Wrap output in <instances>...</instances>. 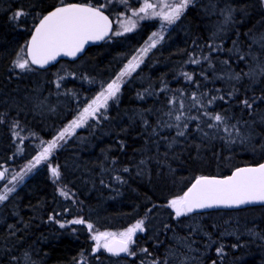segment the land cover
Listing matches in <instances>:
<instances>
[{"label": "trees", "instance_id": "16d2710c", "mask_svg": "<svg viewBox=\"0 0 264 264\" xmlns=\"http://www.w3.org/2000/svg\"><path fill=\"white\" fill-rule=\"evenodd\" d=\"M61 1L83 0H0L1 167L34 157L65 120L43 116L23 96H35L36 83L27 76L57 65L45 71L14 65L28 58L33 25ZM17 10L27 15L13 19ZM102 47L87 48L82 58L101 57ZM260 67L264 0H194L121 86L106 114L78 129L51 157L59 178L42 167L2 202L0 264H264V206L182 217L168 206L196 177L224 176L264 160ZM252 71L254 76L246 75ZM236 75L240 79L231 78ZM78 82L62 80L61 89ZM212 97L217 99L207 104ZM205 112L226 120L215 122ZM76 219L86 223H69ZM141 219L145 231L137 232L131 247L136 255L94 251L93 232H120Z\"/></svg>", "mask_w": 264, "mask_h": 264}, {"label": "snow or ice", "instance_id": "6c2138e0", "mask_svg": "<svg viewBox=\"0 0 264 264\" xmlns=\"http://www.w3.org/2000/svg\"><path fill=\"white\" fill-rule=\"evenodd\" d=\"M123 3H127V0H121ZM194 3V0H159L158 3L152 2V0H142V6L136 10H132L131 16L137 17L139 20L159 18L163 23L162 29L165 25L174 24L183 13L188 9L190 5ZM104 6L92 7L82 4H69L61 7H56L53 11L43 16L39 20L38 25L35 27L34 34L31 37V41L28 46V57H19L14 65L19 69L31 70V65L44 66L50 61L56 60L61 54L68 56H76L81 52L86 43L93 40H102L111 31L112 22L109 20L102 10ZM27 15L23 10H17L13 14V19H19L22 16ZM229 17H226V21ZM137 26V20L129 17L123 22V31L131 32ZM122 33L117 32L116 35ZM154 38L151 39V43L148 44L142 53L146 54L151 48L156 47L157 43L163 39L161 33H153ZM23 50V49H22ZM243 55L241 59H243ZM205 60L208 57H204ZM134 62H129L128 65L119 73L116 79L102 88V91L89 103L78 115V117L72 120L57 137L53 138L47 143L43 151L36 156L35 162H30L27 171H31L33 167L39 164L42 160H47L54 149L59 147V141L65 140L67 136H70L76 128L82 127L90 118H99L97 113L102 108L106 109L108 101L117 96L120 92L121 81L124 76L130 75L142 60L133 58ZM192 63H200L198 59L192 60ZM227 63V61H224ZM211 67V63L209 64ZM259 72L264 74V67L259 68ZM255 71L246 73V75L254 76ZM185 78L192 80V75L185 73ZM240 79L239 75L234 77ZM59 86V84L57 85ZM231 95V94H230ZM192 99L196 103H200L195 94ZM217 97H212L206 101L207 104H212ZM223 99V97H220ZM255 101V98H253ZM170 104L176 103L175 98L170 99ZM242 103L249 109L252 108V104L248 100H243ZM203 108L204 104H200ZM184 107L183 102H180V108ZM171 115V113H169ZM205 116H209L213 121L223 123L226 117L220 113L205 112ZM197 119V118H192ZM176 121L181 120V115L175 117ZM170 124H165L164 127H171ZM218 124H209V128H215ZM176 127H180L179 124ZM187 125H185V128ZM228 131L227 127L224 129ZM237 132L239 130L237 129ZM183 136L184 131L177 133ZM127 171V169H125ZM52 174L56 178H59V171L57 168L52 169ZM4 173L0 172V180L4 179ZM22 179V176L20 177ZM13 180L16 176L12 177ZM14 191L13 188H7L4 194H0V201L7 199V193ZM61 194L67 196L68 194L61 189ZM254 202H264V164H260L258 167L238 168L235 172L224 179H217L215 177L200 176L195 180L190 188L183 195L177 196L168 202V206L175 210L176 217H182L187 214L193 213L198 209H207L212 207H239L241 205H247ZM151 211V209H149ZM74 224H85L84 219H76L69 221ZM144 220H138L133 225L129 226L122 232H93L91 239L95 241L94 251H98L101 248L107 250L113 256L119 257L122 253L128 255H136L131 251V245L135 243L134 237L137 232L145 231ZM64 225L62 224L61 227ZM88 230H93L92 224H87ZM223 246L217 249V252H222ZM141 251H147L142 249ZM27 256V254H26ZM29 264H31L29 259ZM152 264H161L160 261L154 260ZM164 264H167L165 261Z\"/></svg>", "mask_w": 264, "mask_h": 264}, {"label": "rangeland", "instance_id": "374dc122", "mask_svg": "<svg viewBox=\"0 0 264 264\" xmlns=\"http://www.w3.org/2000/svg\"><path fill=\"white\" fill-rule=\"evenodd\" d=\"M102 1L103 5L109 10H112L113 8H119L115 3L113 6V1L111 0ZM152 2L158 3L159 0H152ZM60 3H62V1ZM140 6H142L141 2L136 8L125 7L120 11L117 10L118 14L115 15V28L112 34L113 37L110 38V40L104 42L102 47L104 52L101 57H97L98 61L95 60L97 58L92 61L86 58H81L78 62L73 63L71 68L70 63L62 61L58 63L57 68H55L53 71H46L44 73L35 72L32 75L30 74V76H27V79L31 83H36V91L33 93L35 95H33L34 97L29 96L31 94L28 95V93H24L23 95L27 99L28 103H35V109H37V111H39L45 117H65V120L60 128H57L54 134L49 137V139L43 143L41 141V145L44 146H41L38 152L35 153L34 157L10 167H3L6 170V177L5 181L0 184V194H4L7 188L14 187V191L7 193L8 198L40 168L47 166L53 169L54 166H51L50 163L51 157H53L55 153L67 143V141L78 131V129H82L86 123L92 120L102 118V116L106 114L108 108L111 106L110 104L117 98V96L108 101V106L106 109L102 108L100 112L97 113V117L99 118L88 119V121L82 127L76 128L70 136L65 138V140L59 141V147L53 150L47 160H42L39 164L33 167L31 171H27L29 163L35 162L34 158L43 151L44 147L47 146V143L53 140V138L57 137L72 120L76 119L79 113L102 91V88L106 87L108 83L116 79L119 73L125 68L126 65L129 64V62H134V57L137 60H142L143 63L150 51L155 48H151L146 54L142 53V49L151 43L150 38H154L152 36L153 33H161L164 39L166 33L176 23L175 22L171 25H165L162 29L161 25L163 22L159 18L139 20L137 17H132V10H136ZM129 17L137 20V26L131 32H124L123 22ZM117 32L122 34L116 35ZM163 39L160 40L157 45L161 44ZM105 57L106 59L104 61L99 59H104ZM142 63H140L139 66ZM138 68L139 67H137L130 75L124 76L122 78V81L120 82L121 86L126 83V81H128V79L131 78L135 72H137ZM70 78L79 81V85L77 87L70 86L69 88L62 90L60 82ZM46 80L47 82L44 83ZM58 84L59 86H57ZM13 176H16L15 180L12 179ZM21 176L22 179L20 178ZM4 201L5 200L0 201V205ZM173 212L175 214L174 209ZM124 230L125 229H123V231ZM133 245L134 244H132L130 247ZM102 249L105 250L104 248Z\"/></svg>", "mask_w": 264, "mask_h": 264}, {"label": "water", "instance_id": "95a60500", "mask_svg": "<svg viewBox=\"0 0 264 264\" xmlns=\"http://www.w3.org/2000/svg\"><path fill=\"white\" fill-rule=\"evenodd\" d=\"M69 4H82V3H67V4H61V5H57V6H55V8H56V7L65 6V5H69ZM82 5H86V4H82ZM90 6H92V5H90ZM92 7H94V6H92ZM55 8H53L52 10L46 12L43 16L47 15L49 12L53 11ZM104 14H105L106 16H108L106 13H104ZM42 18H43V17H42ZM42 18H41V19H42ZM108 18H109V16H108ZM109 20L111 21L110 18H109ZM111 22H112V21H111ZM38 23H39V21L34 25L33 30H32V32H31L29 38L27 39V40H28L27 45H26V51H27V54H28V46H29V43H30V41H31V37H32V35L34 34L35 27L38 25ZM113 25H114V24H111V31H109L108 35L105 36L104 39H102V40H93V41H89L88 43L85 44L83 50H82L81 52L77 53L76 56L73 57V56H68V55L61 54L60 56H58V57L56 58V60H54V61H50L47 65H44V66L33 65V66L36 67V68L39 69V70L44 71V70H46V69H48V68H50V67H52V66L58 64V62H59L60 60H66V61L77 60L78 58H80V56H82V55L86 52L87 48H89V47H91V46H94V45H100L104 40H106L107 38H109L110 35H111V33H112V31H113ZM28 58H29V57H28ZM260 164H264V160L261 161V162H259L258 164H247V165H243V166H238V167H236L235 169H233L230 173L225 174L224 176H219V175H213V176H212V175H201V176L215 177V178H217V179H224V178H226V177L231 176V175L235 172V170L238 169V168L258 167ZM0 172H3V173H4V176L6 177V170H5V168H2V167L0 166ZM199 177H200V176H199ZM199 177H196L195 179H193V180L190 182L191 184H190V186H189L188 188H190L191 185L195 182V180H196L197 178H199ZM4 181H5V178L2 179V180H0V184H1L2 182H4ZM188 188H187L184 192H186V191L188 190ZM183 194H184V193H183ZM183 194H182V195H183ZM260 206H264V202H254V203H250V204H247V205H241V206H239V207H224V206H219V207H212V208H207V209H198V210H196L195 212L190 213V214H203V213L214 212V211H225V212H226V211H237V210H240V209H246V208H249V207H260ZM105 252H106V254L112 256V254L109 253V252H107V250H105ZM123 255H124V253H122L120 256H123Z\"/></svg>", "mask_w": 264, "mask_h": 264}, {"label": "flooded vegetation", "instance_id": "af4514ba", "mask_svg": "<svg viewBox=\"0 0 264 264\" xmlns=\"http://www.w3.org/2000/svg\"><path fill=\"white\" fill-rule=\"evenodd\" d=\"M111 1H113V6H114V3H115L116 5H118L119 8H117V9L113 8L112 10H109V9H107V8L103 5V1H102V0H83V1H80V2H78V3L86 4V5H89V6L92 5V6H94V7L104 6V7L102 8V10H103L104 13H106V14L109 16V18H110L111 21H112V24H114V21H115V15L118 14V13H117V10L120 11V10L124 9L125 7L136 8L140 2L142 3V0H127V3H126V4L123 3V2H121V0H111ZM113 26H114V28H115V24H114ZM114 28H113V32H114ZM113 32H112V34H113ZM112 34L110 35V37H109L108 39L104 40L103 43H101L100 45H104V42H105V41L110 40V38L113 37ZM84 55H85V53H84ZM84 55L80 56V58L77 59V60H73V61L60 60V62L65 61V62H68V63H69V62H70V63H76V62H78L82 57H84Z\"/></svg>", "mask_w": 264, "mask_h": 264}]
</instances>
